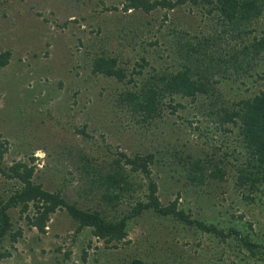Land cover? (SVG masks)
<instances>
[{
  "label": "rangeland",
  "instance_id": "obj_1",
  "mask_svg": "<svg viewBox=\"0 0 264 264\" xmlns=\"http://www.w3.org/2000/svg\"><path fill=\"white\" fill-rule=\"evenodd\" d=\"M121 1L0 0V52L8 50L10 54L8 63L0 67V138L7 146L0 165L8 167L13 161L33 156L32 180L48 191L61 190L67 201L79 207L97 200L94 194H81L83 174L78 167L84 162L82 157L107 167L120 151L131 155L169 148L197 153L207 147L202 142L206 137H211L215 146L225 142L228 147L223 145V150L230 158L238 151L230 149L239 142L234 133L208 130L198 137V130L206 123L210 127V123L185 100L180 99L188 103L187 107L173 112L165 108L149 124L138 123L129 110L114 105L113 96L129 85L92 74L89 63L94 53L114 54L129 74L143 48L148 65L136 67L141 69L140 78L151 66H176L173 51L167 50L166 56L164 51L166 41L173 36L171 28L180 29L190 22L189 31L205 29L211 17L203 18L194 7L188 12L187 2L166 11L156 8L142 13L122 11ZM263 20H258L259 29L264 28ZM124 25L139 26V36L120 32ZM249 72L218 83L221 95L232 100L260 88L264 83V53ZM194 125L198 129L194 130ZM164 157L150 166L162 204L178 193L177 207L191 217L212 222L219 219L227 224L229 214L242 213V223L251 222L254 231L264 233L262 207L244 203L233 190L231 177L226 182L190 188L183 179L177 181L171 176L172 164ZM130 176L135 182L134 192L141 198L145 179L136 173ZM11 187L12 182L0 175V196ZM127 206L122 202L118 207L124 210ZM9 212L13 228H20L21 234L13 243L7 237L0 242V254H6L0 256V264H131V259L158 264H264L243 257L233 242L222 249L212 236L194 233L192 227L169 217L155 222L150 213L132 221L124 238L127 243L104 247L88 229L74 233V223L64 210L51 214L43 233L29 227L16 208Z\"/></svg>",
  "mask_w": 264,
  "mask_h": 264
},
{
  "label": "trees",
  "instance_id": "obj_2",
  "mask_svg": "<svg viewBox=\"0 0 264 264\" xmlns=\"http://www.w3.org/2000/svg\"><path fill=\"white\" fill-rule=\"evenodd\" d=\"M186 2L188 12L194 7L203 18L211 17L205 29L200 27L189 31L190 22L180 29H170L173 36L166 41L164 51H173L175 67L170 64L164 68L151 66L150 71L139 78L142 72L136 67L148 65L142 48L139 62L134 63L129 74L114 54L102 51L91 57L90 72L129 85L113 96L114 105L129 110L137 117L135 121L141 124L151 123L165 108L173 112L189 103L210 123V127L206 123L201 131L198 130L197 136L203 137L208 130L234 133L239 142L230 149L238 150L237 155L228 157L230 154L223 150V145L228 147L225 142L215 146L212 138L205 136L202 142L207 147L197 153L169 148L160 153L157 150L131 155L120 151L107 167L82 157L84 162L78 167L83 174L81 194L97 196L96 202L86 207L67 201L59 189L48 191L39 182H34L33 156L26 161H13L8 167L0 165V175L9 179L13 186L4 197L0 196V242L7 237L13 243L21 234L20 228H13L9 211L14 208L19 217L23 215L27 225L39 233L45 232L51 214L64 210L74 223V233L88 229L104 247L127 243L124 238L132 221L142 213H150L156 217L155 222L169 217L182 226L192 227L194 233L199 231L212 236L222 249L233 242L238 252L244 253L243 257L250 258L253 263L264 261V233L254 231L251 222L242 223V213L229 214L227 224L219 219L212 222L191 217L177 207L178 193L162 204L157 181L151 177L150 166L168 154L164 158L171 162V176H175V180L183 179L187 187L198 188L212 182H226L231 177L233 190L238 192L241 200L261 206L264 214V83L251 94L245 93L232 100H226L217 88L223 80H236L250 73L257 57L264 53V28L257 27L259 18H264V0H122L120 4L122 11L148 13L156 8L170 10ZM203 18L199 20L203 21ZM262 22L264 24V20ZM140 30L139 26L124 25L120 32H131L130 37H138ZM9 55L8 50L0 52V67L8 63ZM188 123L190 125L191 120ZM196 129L198 126L194 125ZM79 132L84 133L83 130ZM6 150V140L0 138V162ZM135 173L145 179L141 198L136 196L135 182L130 178ZM163 175L165 178L164 171ZM122 202H127V209L119 210ZM81 254L84 259L85 252ZM3 255L6 254H0ZM130 263L158 264L141 259H131Z\"/></svg>",
  "mask_w": 264,
  "mask_h": 264
}]
</instances>
